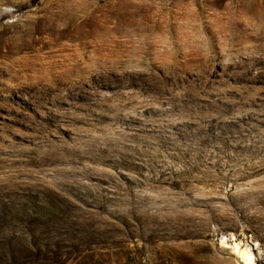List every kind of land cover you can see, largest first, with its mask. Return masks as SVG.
<instances>
[{"label":"rangeland","instance_id":"374dc122","mask_svg":"<svg viewBox=\"0 0 264 264\" xmlns=\"http://www.w3.org/2000/svg\"><path fill=\"white\" fill-rule=\"evenodd\" d=\"M231 235L264 264V0H0V264H243Z\"/></svg>","mask_w":264,"mask_h":264},{"label":"bare ground","instance_id":"6f19581e","mask_svg":"<svg viewBox=\"0 0 264 264\" xmlns=\"http://www.w3.org/2000/svg\"><path fill=\"white\" fill-rule=\"evenodd\" d=\"M73 61H76V60H73ZM79 62H81V61H79ZM78 64H79L78 62L77 63H74V65L72 64L73 67H71V66L70 67L71 68H78V70H81L80 68H82V67H81L80 64L79 65ZM73 71H71V72H73ZM227 241H228V239H227ZM231 241L233 242L232 245L230 246V244H227L228 245L227 247H230V248L233 249L232 250L233 253L239 258L240 262H242L243 264H257V259L258 258L256 256V253L254 252V248H251L250 245L249 246L248 245H245V243H243L242 241H238L234 235H231ZM224 242L226 243V240Z\"/></svg>","mask_w":264,"mask_h":264},{"label":"water","instance_id":"95a60500","mask_svg":"<svg viewBox=\"0 0 264 264\" xmlns=\"http://www.w3.org/2000/svg\"><path fill=\"white\" fill-rule=\"evenodd\" d=\"M258 264V263H257Z\"/></svg>","mask_w":264,"mask_h":264}]
</instances>
